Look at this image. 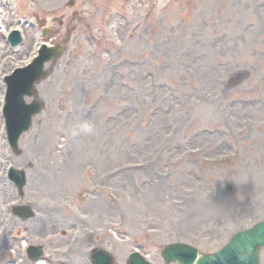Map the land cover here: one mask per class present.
I'll list each match as a JSON object with an SVG mask.
<instances>
[{"label": "rangeland", "instance_id": "obj_1", "mask_svg": "<svg viewBox=\"0 0 264 264\" xmlns=\"http://www.w3.org/2000/svg\"><path fill=\"white\" fill-rule=\"evenodd\" d=\"M40 1L20 16L60 6L68 48L21 143L52 142L26 190L38 213L67 231L86 214L92 234L118 231L116 248L155 264L165 244L213 252L264 218V0Z\"/></svg>", "mask_w": 264, "mask_h": 264}, {"label": "water", "instance_id": "obj_2", "mask_svg": "<svg viewBox=\"0 0 264 264\" xmlns=\"http://www.w3.org/2000/svg\"><path fill=\"white\" fill-rule=\"evenodd\" d=\"M48 54H51L52 51L50 49H46ZM248 240L249 244H253L254 246H258L261 244H264V223L257 226L253 231L248 232V233H243L239 235V239L235 242V247L233 248V251L236 252L237 250L240 251V254L237 256V263L236 264H247L248 259L251 258L253 255L247 251L241 249L243 246V241ZM250 248V245H249ZM168 252L170 255H173L175 252H180V253H186L188 255H193L188 249H185L182 246L175 245V247H169ZM231 252V249H226L224 250L218 257L221 259L225 258L228 256V254ZM254 254V252H253ZM191 261H195L194 258H192Z\"/></svg>", "mask_w": 264, "mask_h": 264}, {"label": "bare ground", "instance_id": "obj_3", "mask_svg": "<svg viewBox=\"0 0 264 264\" xmlns=\"http://www.w3.org/2000/svg\"><path fill=\"white\" fill-rule=\"evenodd\" d=\"M252 78H254V76L252 77ZM39 144H36L35 146H34V152H36V151H39L40 149H41V147L42 148H48L49 147V145H50V147H51V141H39L38 142ZM52 147H53V144H52ZM48 149H50V148H48ZM51 149H54V147L53 148H51ZM74 177V176H73ZM126 181V180H125ZM126 183H127V181H126ZM68 186H71V185H68Z\"/></svg>", "mask_w": 264, "mask_h": 264}, {"label": "clouds", "instance_id": "obj_4", "mask_svg": "<svg viewBox=\"0 0 264 264\" xmlns=\"http://www.w3.org/2000/svg\"><path fill=\"white\" fill-rule=\"evenodd\" d=\"M90 130V129H89Z\"/></svg>", "mask_w": 264, "mask_h": 264}]
</instances>
